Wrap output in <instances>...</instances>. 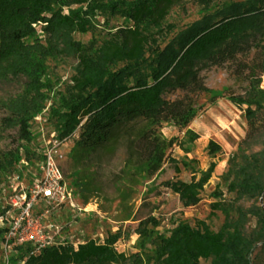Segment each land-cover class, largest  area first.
<instances>
[{
  "label": "trees",
  "instance_id": "1",
  "mask_svg": "<svg viewBox=\"0 0 264 264\" xmlns=\"http://www.w3.org/2000/svg\"><path fill=\"white\" fill-rule=\"evenodd\" d=\"M183 1L0 0V81L25 80L21 95L3 103L8 116L1 124L16 129L18 139L29 144L31 123L53 93L45 80L46 59L75 57L78 65L69 89L56 93L48 110L57 139L64 142L79 133L69 156L82 170L94 162L101 166L104 156L122 151V167L110 180L114 188L134 178L150 181L164 165L175 163L169 155L174 146L198 139L188 125L199 114V96L210 94L200 77L202 68L236 63L241 72L247 71L249 87L244 96L226 97L245 107L248 127L221 176L231 198L224 199L219 188L213 193L219 201L210 205L209 219L219 212L224 215L223 224L214 231L202 221L180 222L166 236L154 231L160 223L149 217L135 229L140 252L129 260L130 264H252L253 251L264 245V212L256 204L245 210L239 203L264 197V91L260 92L264 0L228 6L214 19L192 25L162 50L153 51L144 72L141 66L155 44L154 33L162 28L170 9ZM196 1L209 6L214 0ZM98 15L120 18L123 25L111 28L100 44L75 41V35L93 29ZM252 51L250 62L239 59ZM175 91L182 96L172 101L165 98ZM164 124L184 132L183 139L164 138ZM252 147L260 149L250 152ZM220 149L212 141L207 145L212 159ZM19 151L2 161L5 168L19 163ZM29 154L28 149L24 151L26 161ZM215 167L211 162L189 182L161 185L177 195L184 208L196 207ZM251 219L255 228L249 233ZM121 237L118 229L102 242L62 243L38 253H32L28 245L18 246L10 264H125L126 256L115 247Z\"/></svg>",
  "mask_w": 264,
  "mask_h": 264
},
{
  "label": "rangeland",
  "instance_id": "2",
  "mask_svg": "<svg viewBox=\"0 0 264 264\" xmlns=\"http://www.w3.org/2000/svg\"><path fill=\"white\" fill-rule=\"evenodd\" d=\"M253 0H214L209 6H203L196 0H184L172 7L162 28L152 37L154 40L151 49L145 54V61L141 66L147 72L146 65L152 58V52L162 50L178 35L182 34L192 25L207 18H215L217 13L228 6H247ZM123 20L116 17L98 15L93 29L86 35H75L77 42L100 44L111 28L121 27ZM39 30V29H38ZM264 43V42H263ZM254 51L242 61L250 62ZM78 60L72 56H53L45 61L46 83L52 88L53 93L42 112L31 123L30 132L32 141L25 144L18 139L16 129L2 127V120L8 116L3 103L11 98L18 97L23 91L24 79L0 81V212L3 203L14 195H19L22 188L31 187L40 179L39 165L42 153L52 138L57 137L54 125L48 119L49 107L55 102L56 93H63L71 84V79L76 74ZM118 68H123L119 65ZM200 77L204 79L210 94H202L198 98L197 106L200 108L198 116L192 120L188 127L195 132L198 139L193 143L183 146H174L169 151L173 164H166L160 173L150 181L139 178L120 183L115 188L111 185V178L122 167L123 152L104 156L101 162H94L85 169L74 162L69 156L74 143L78 139V132L64 141L60 147L62 153L60 161L62 174L75 191L78 201L73 210L59 209L50 211L43 223H53L62 227L59 241H64L76 246L89 239L102 242L104 238L115 233L118 229L123 233L115 247L117 252L123 253L127 262L129 258L140 252L137 246L138 234L135 232L137 225L149 217L160 223L154 231L158 235H169L171 229L180 222L194 225L197 221L205 222L210 229L218 231L224 222V215L217 212L215 217L209 219L210 205L219 200L213 193L219 188L224 199L231 198L226 193L221 176L227 171L228 161L237 151L238 145L245 138L247 127L245 121V107H239L228 101L226 96H244L249 87L247 71L241 72L236 63H227L221 67L206 66L202 68ZM260 92L264 91V76L261 78ZM179 91L168 93L165 98L173 100L181 97ZM166 139H183L184 132L179 131L172 124H164L161 130ZM212 141L220 146V152L215 159L207 153V145ZM29 150V160H25L24 151ZM260 148L252 147L250 152ZM19 151L20 161L12 168H5L2 161H7L9 154ZM211 162L216 163L215 172L206 184L201 194V203L196 207L184 208L177 195L161 184L166 181L189 182L194 174L204 171ZM247 210L256 204L264 212V197L257 200H243L239 203ZM39 205L35 214L43 211ZM4 211V210H3ZM255 220L251 219L247 225L248 232L254 229ZM150 229V227L148 228ZM152 246L148 245L147 249ZM0 247V264H3ZM14 254L11 255V257ZM252 264H264V245H258L251 255ZM204 264V263H203Z\"/></svg>",
  "mask_w": 264,
  "mask_h": 264
},
{
  "label": "built area",
  "instance_id": "3",
  "mask_svg": "<svg viewBox=\"0 0 264 264\" xmlns=\"http://www.w3.org/2000/svg\"><path fill=\"white\" fill-rule=\"evenodd\" d=\"M62 143L57 137L48 142L39 165L41 179L31 187L22 188L19 195H14L2 205L0 247L3 264H10L11 255L16 254L18 246L28 245L32 253H38L46 247L66 243L59 241L62 227L43 223L50 211L73 210L78 203L75 191L61 171ZM39 205L44 210L35 214Z\"/></svg>",
  "mask_w": 264,
  "mask_h": 264
}]
</instances>
